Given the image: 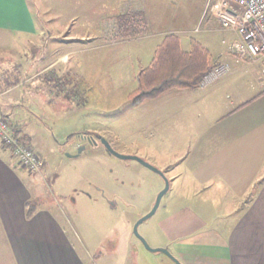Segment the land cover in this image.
Returning <instances> with one entry per match:
<instances>
[{"label":"rangeland","instance_id":"rangeland-1","mask_svg":"<svg viewBox=\"0 0 264 264\" xmlns=\"http://www.w3.org/2000/svg\"><path fill=\"white\" fill-rule=\"evenodd\" d=\"M26 1L40 32L32 35L30 43L27 35L0 33V78L5 84L15 77L22 80L24 85L11 95L36 114L27 111L33 134L30 139L21 137L43 157L40 172H25L36 183L33 190L38 199L52 196L54 210L66 212L79 237L94 231L97 238L93 239L102 247L93 252L99 264H185L170 244L168 249L154 244L164 242L160 221L169 210L183 205L175 200L177 186L166 175L168 169L175 173L182 169V157L192 151L190 137L203 106L182 108L184 93L174 90L136 105L127 95L156 44L171 32L179 36L181 49L189 50L190 38H195L210 50L214 64L231 65L238 75L228 81L225 93L230 99L239 96L234 85L245 98L262 89L259 63H236L229 55L222 39L231 41L233 36L218 29L210 5L204 10L211 0H141L148 23L141 34L149 37L134 42L131 29L118 31L124 29L120 21L131 20V0ZM138 47L145 52L138 54ZM19 66L22 69L15 73ZM63 66L75 73L73 85L63 81ZM56 74L61 75L60 82L52 79ZM87 134L97 143L85 140ZM100 137L118 153L134 154L159 170L168 169L161 175L135 159L120 158L108 151ZM166 178L167 191L135 232V223L153 208ZM212 224L218 225L219 219Z\"/></svg>","mask_w":264,"mask_h":264},{"label":"crops","instance_id":"crops-1","mask_svg":"<svg viewBox=\"0 0 264 264\" xmlns=\"http://www.w3.org/2000/svg\"><path fill=\"white\" fill-rule=\"evenodd\" d=\"M206 6L207 2L204 10ZM128 11L132 15L127 24L131 41L149 37L141 34L142 27L148 25L141 0H131ZM3 32L27 35L28 42H33L32 35L40 31L35 29L26 0H0ZM138 49V54L145 52ZM22 71H26L24 66ZM62 72L52 79L60 82L62 77L66 85H73L75 73H68L65 66ZM237 75L231 70L204 88L171 89L184 93L180 96L182 108L203 106L190 137L193 148L182 157V169L175 173L166 166L160 168L163 172L168 169V180L177 186L175 200L183 205L169 210L160 221L165 238L154 246L168 249L166 244H170L185 264H264V86L246 99L234 85L239 96L230 99L225 91L229 90L228 81ZM3 82L0 78V111L13 130L30 139L32 121L26 114H36L11 95L24 83L18 77ZM25 172L31 174L0 142V264H99L93 253L100 247L93 239L97 238L94 231L79 237L66 212L54 210L52 196L40 202L33 190L35 182ZM214 219H219L218 225L212 224Z\"/></svg>","mask_w":264,"mask_h":264},{"label":"built area","instance_id":"built-area-1","mask_svg":"<svg viewBox=\"0 0 264 264\" xmlns=\"http://www.w3.org/2000/svg\"><path fill=\"white\" fill-rule=\"evenodd\" d=\"M210 5V8H209ZM207 8L219 24L218 29L228 31L233 39L227 52L236 62L259 63L264 74V0H211ZM228 62L219 61L204 74L199 87L204 88L229 74ZM0 142L8 147L19 164L30 172H39L42 160L32 145L12 129L9 120L0 111Z\"/></svg>","mask_w":264,"mask_h":264},{"label":"trees","instance_id":"trees-1","mask_svg":"<svg viewBox=\"0 0 264 264\" xmlns=\"http://www.w3.org/2000/svg\"><path fill=\"white\" fill-rule=\"evenodd\" d=\"M128 22L120 21L121 29L129 30ZM213 66L210 50L200 41L190 38L189 50H183L179 36L174 32L167 33L156 46L150 63L136 74V86L127 97L132 105H136L171 89L197 88Z\"/></svg>","mask_w":264,"mask_h":264},{"label":"water","instance_id":"water-1","mask_svg":"<svg viewBox=\"0 0 264 264\" xmlns=\"http://www.w3.org/2000/svg\"><path fill=\"white\" fill-rule=\"evenodd\" d=\"M100 140H101V142L106 146V148L108 149V151H109L110 153H112V154H114V155H116V156H118V157H120V158H124V159H135V160L139 161L140 163H142L143 165H145V166L151 168L152 170L157 171V172L160 173L161 175L163 174V172H162L161 170L157 169L156 167H154L153 165L149 164L148 162H146L144 159L140 158V157L137 156V155H134V154H122V153H118L117 151H115V150L111 147L110 143H109L104 137H100ZM80 150H81V149L79 148L78 152H79ZM168 187H169V184H168V181H167V178H166V179H165V186H164V188L159 192V194H158V196H157V199H156V201H155V204H154L153 208H152L149 212H147L145 215H143L142 217H140V218L137 220V222L135 223V225H134V231H135V232H136V230H137V225H138L139 223H141L144 219L148 218L150 215H152V214L154 213L155 209L157 208V206H158V204H159V200H160L161 196L167 191ZM141 239L143 240V238H141ZM143 241H144V240H143ZM150 249H152V250H162V251L168 253V251H167L166 249H164V248H150Z\"/></svg>","mask_w":264,"mask_h":264},{"label":"flooded vegetation","instance_id":"flooded-vegetation-1","mask_svg":"<svg viewBox=\"0 0 264 264\" xmlns=\"http://www.w3.org/2000/svg\"><path fill=\"white\" fill-rule=\"evenodd\" d=\"M83 137H84V139L87 140V141H92V142L97 143V140H96L94 137H92L90 134L84 135ZM108 142H109V141H108Z\"/></svg>","mask_w":264,"mask_h":264}]
</instances>
